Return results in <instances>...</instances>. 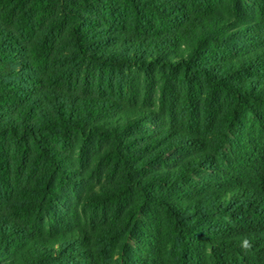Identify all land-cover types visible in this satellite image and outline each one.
Instances as JSON below:
<instances>
[{"label": "trees", "instance_id": "16d2710c", "mask_svg": "<svg viewBox=\"0 0 264 264\" xmlns=\"http://www.w3.org/2000/svg\"><path fill=\"white\" fill-rule=\"evenodd\" d=\"M0 264H264V0H0Z\"/></svg>", "mask_w": 264, "mask_h": 264}, {"label": "clouds", "instance_id": "9594fccd", "mask_svg": "<svg viewBox=\"0 0 264 264\" xmlns=\"http://www.w3.org/2000/svg\"><path fill=\"white\" fill-rule=\"evenodd\" d=\"M240 248L247 253L253 247L252 240L248 236L240 238Z\"/></svg>", "mask_w": 264, "mask_h": 264}]
</instances>
